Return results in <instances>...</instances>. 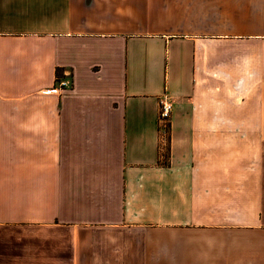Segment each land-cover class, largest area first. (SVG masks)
<instances>
[{
    "label": "crops",
    "instance_id": "crops-1",
    "mask_svg": "<svg viewBox=\"0 0 264 264\" xmlns=\"http://www.w3.org/2000/svg\"><path fill=\"white\" fill-rule=\"evenodd\" d=\"M0 264H264V0H0Z\"/></svg>",
    "mask_w": 264,
    "mask_h": 264
},
{
    "label": "built area",
    "instance_id": "built-area-1",
    "mask_svg": "<svg viewBox=\"0 0 264 264\" xmlns=\"http://www.w3.org/2000/svg\"><path fill=\"white\" fill-rule=\"evenodd\" d=\"M65 83H60L57 88H54L51 91H59L61 88L64 87ZM45 91V93L51 92ZM172 109V105L166 101L165 98H162L159 102V112H158V122H159V135L162 140L163 147L167 146V127H168V119L170 116V112Z\"/></svg>",
    "mask_w": 264,
    "mask_h": 264
}]
</instances>
